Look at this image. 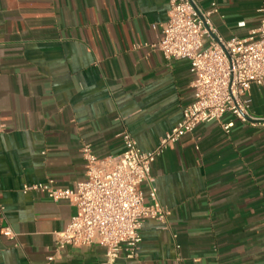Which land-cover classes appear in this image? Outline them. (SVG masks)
I'll return each instance as SVG.
<instances>
[{
    "label": "crops",
    "instance_id": "crops-1",
    "mask_svg": "<svg viewBox=\"0 0 264 264\" xmlns=\"http://www.w3.org/2000/svg\"><path fill=\"white\" fill-rule=\"evenodd\" d=\"M195 1L216 2L210 17L225 38L247 37L264 5ZM168 13V0H0V264H103L99 244L48 261L76 207L23 188L75 187L83 144L119 154L127 129L149 151L180 122L193 100L190 65L153 47ZM248 94L252 115L264 117V86ZM151 173L167 227L146 220L138 257L122 251L113 264H264V126L231 114L201 123ZM141 189L149 200L148 183Z\"/></svg>",
    "mask_w": 264,
    "mask_h": 264
},
{
    "label": "built area",
    "instance_id": "built-area-1",
    "mask_svg": "<svg viewBox=\"0 0 264 264\" xmlns=\"http://www.w3.org/2000/svg\"><path fill=\"white\" fill-rule=\"evenodd\" d=\"M168 4V20L160 25V37L153 47L166 59L189 63L193 100L183 107L180 122L160 137L153 150H142L124 129L120 133L124 149L119 154L98 157L90 144L82 145L85 178L75 187H57L51 179L24 186L25 193H41L53 201L68 200L76 207L67 226L57 233L48 261L69 245L93 244L105 248L103 264H113L122 251L126 258H137L143 223L151 219L167 227L170 212L160 203L153 185L155 160L197 125L220 121L226 114L242 123L264 126V117L252 115L248 94L253 85L264 86V5L257 11V27L247 37L225 38L210 17L218 10L215 1L210 10L201 9L195 0H168ZM233 125L230 121L222 128L228 132ZM144 182L149 185V200L141 189ZM1 233L11 239L16 236L9 226L2 227Z\"/></svg>",
    "mask_w": 264,
    "mask_h": 264
}]
</instances>
